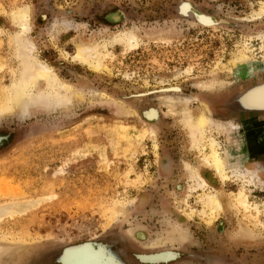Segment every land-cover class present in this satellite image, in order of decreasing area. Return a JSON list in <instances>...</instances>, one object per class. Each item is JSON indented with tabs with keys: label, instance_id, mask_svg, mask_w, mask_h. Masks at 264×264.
<instances>
[{
	"label": "rangeland",
	"instance_id": "rangeland-1",
	"mask_svg": "<svg viewBox=\"0 0 264 264\" xmlns=\"http://www.w3.org/2000/svg\"><path fill=\"white\" fill-rule=\"evenodd\" d=\"M85 45L99 70L75 59ZM30 63L57 82L36 78L31 104L9 110ZM262 65L264 0H0V264H52L87 241L127 264H264V115L219 109ZM185 113L213 122L196 148ZM212 143L225 179L204 162Z\"/></svg>",
	"mask_w": 264,
	"mask_h": 264
},
{
	"label": "bare ground",
	"instance_id": "bare-ground-1",
	"mask_svg": "<svg viewBox=\"0 0 264 264\" xmlns=\"http://www.w3.org/2000/svg\"><path fill=\"white\" fill-rule=\"evenodd\" d=\"M180 11L183 14H188L189 11L193 12V14L196 17V19L199 22V24H202V25H208L209 23H211V21H213V19H212L213 17L208 16L205 13H202V12L199 13V12L194 11L192 9V7L190 6V4H188V3L182 4V6L180 8ZM24 12L26 13V11H24ZM24 12L21 11L20 13L16 14V18H24V15H25ZM125 37H126L125 38V44L129 48H132V47H135L136 46V44H137L136 43L137 42V38L135 37V35H133L131 32H129ZM86 46L87 45L80 46L78 48L77 54L75 56V59H77L79 61H82V63H85V64L89 65L93 70H99L100 69V63L95 60V59H97V57H94V56L92 57V54H89V52L87 53V51L91 50V48H89L88 46L86 47ZM244 61H245L244 59H241L238 62V65L237 66H241V65L245 66L246 63H244ZM30 65H31V63H30ZM251 65L248 66V67H251ZM258 65H259V63H258ZM248 67L246 66V70H247ZM251 70H253V69H251ZM30 71H31V74L32 75L29 76V80L27 82L25 81L26 84L23 83L24 84L23 86H18L17 89L13 88L14 90L10 92V95L8 97V101H9V103L11 105L10 106L11 108L9 110H11V109H13L15 107H17V108L20 107V109H21V108H24L26 106H29V104H31L30 102L28 103L25 100V98H27L29 96L28 93H27L29 91V88H34L35 87V80H36V78H45V79H47L48 85H50V82H52V81L57 82L56 79H55V76L51 74L50 70L46 66H38L37 64H32L30 66ZM246 72H248V71H246ZM54 82H52V83H54ZM27 84L30 85V87ZM21 87H24V89H22ZM66 88H65V90H68L69 89L68 87H66ZM168 90H170V91H177L178 88L173 87V88H170V89H166V91H168ZM57 99H58L57 100L58 103H61V102L63 103L65 101H67L66 98H65V100H63L60 95H57ZM34 101H35V99H34ZM153 109H156V108H150V109H147L146 110L145 115H146V117L148 119H152L153 120L154 118L158 117V116H156V113L154 112ZM186 113H185V116L183 117V120H184V122L186 121L190 125V126L187 125V126L190 127L189 128L190 129V143L192 144V145L191 144L190 145L194 147V145H197L198 144V141H199L197 139V136H200V138L202 140V137H203V134H204V130L210 124H213V122H212L211 118L209 117V115L207 116L205 113H201L197 117H192V116H190L189 113L188 114H186ZM159 114H160V112H159ZM182 114H184L183 111H182ZM232 127H235V125H232ZM201 140H200V142H201ZM194 148H196V146ZM210 149H211V154L209 155V160H207V159L205 160V158H204V160H205L204 162L207 163L209 161L208 163L214 168V170L216 171V174L222 175V177H223L222 179H225L226 176L224 175L225 172H224V164H223V161H222L223 159L221 160V158H220L217 150L215 149L214 143L211 144V148ZM190 173L192 174V178H194V179L197 180V185L199 187H204L203 185H205V182L203 181L204 182L203 183L200 180V178L197 176L196 171L190 170ZM238 202L244 208L247 207V201H246V198L243 197V193L242 192L238 193ZM207 203H208V207H210L211 210H214L215 209V210H218L219 211V209L221 208L220 203H219V201H218V199H217V197L215 195H212V196L207 197ZM87 242H89V241H87ZM107 246L110 247V243ZM114 248L110 247V254L109 253L104 254L107 257L104 256V255H101V254H97L96 255V254H93V253H91V254L89 253L88 254V253L85 252V253H80V254H78L76 256H72L73 258L70 257L68 259V261H69V263H72V264H127L126 261H123L122 262L120 260L122 258L118 254H116V251H115ZM118 251H120V250H118ZM177 258L178 257L174 253H159V254H154L152 256H148V257H144V258L142 257L141 259L143 260V262L145 264H148V263H146L147 261L155 262L154 264H168V263L173 262ZM144 263H142V264H144ZM52 264H54V262ZM63 264H67V261L64 260V259H63ZM150 264H153V263H150Z\"/></svg>",
	"mask_w": 264,
	"mask_h": 264
},
{
	"label": "water",
	"instance_id": "water-1",
	"mask_svg": "<svg viewBox=\"0 0 264 264\" xmlns=\"http://www.w3.org/2000/svg\"><path fill=\"white\" fill-rule=\"evenodd\" d=\"M194 18H195V21L199 23L195 16ZM212 19L213 21H211V23L208 22L209 24L204 25V26H213V25L218 24V22H216L214 18ZM219 109L223 113L229 116H234V117L242 116V115H249V114L264 115V77L259 78L254 81H250L244 84L243 86H241L240 88L230 92L219 103ZM142 115L146 120L150 121L147 117H145L144 112ZM5 138L6 137H0V142L4 140ZM107 245L108 243L96 244L95 242L93 243L84 242V243H79L75 245H70V246L62 248L58 253H56L53 258V261L55 264H63V259H64L67 261V264H72V263H69L68 259L80 253L86 252L88 254L93 253L96 255L97 254L104 255L107 253L110 254V247H112V245H110V247ZM115 251H116V254L120 256L119 251L117 249ZM148 256H152V255L151 254L144 255L140 253L135 254V258L141 264L144 263L141 258L148 257ZM176 256L179 257V254L176 253ZM120 260L122 262L124 261L123 259H120ZM146 263L154 264L155 262L147 261Z\"/></svg>",
	"mask_w": 264,
	"mask_h": 264
}]
</instances>
